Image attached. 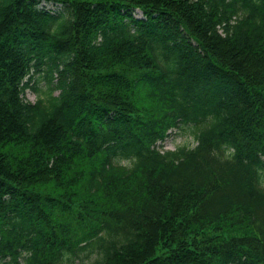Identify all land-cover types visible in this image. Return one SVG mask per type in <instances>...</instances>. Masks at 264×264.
<instances>
[{
	"label": "trees",
	"instance_id": "16d2710c",
	"mask_svg": "<svg viewBox=\"0 0 264 264\" xmlns=\"http://www.w3.org/2000/svg\"><path fill=\"white\" fill-rule=\"evenodd\" d=\"M94 252L264 264V0H0V264Z\"/></svg>",
	"mask_w": 264,
	"mask_h": 264
},
{
	"label": "rangeland",
	"instance_id": "374dc122",
	"mask_svg": "<svg viewBox=\"0 0 264 264\" xmlns=\"http://www.w3.org/2000/svg\"><path fill=\"white\" fill-rule=\"evenodd\" d=\"M45 7L47 9H58L59 5H51V3H45ZM134 15L136 17H140V12L138 10L135 11ZM44 71L36 72L31 75L30 84L33 89H27L23 93V98L26 101L33 102L38 97H43L45 92L47 91L48 83L45 79ZM56 94V91H54ZM194 128L191 125H182L178 128L172 129L168 136L162 141V143L158 144V147L161 150H171L177 146H186L191 147L194 145L193 132ZM115 163L125 164L124 160L114 161ZM96 253H91L86 257H81L80 260L74 262V264H91L93 260L96 258Z\"/></svg>",
	"mask_w": 264,
	"mask_h": 264
}]
</instances>
